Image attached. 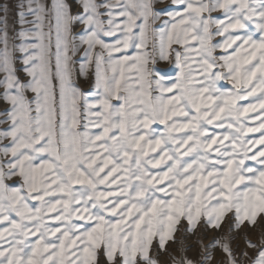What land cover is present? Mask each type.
Here are the masks:
<instances>
[{"label": "snow or ice", "instance_id": "1", "mask_svg": "<svg viewBox=\"0 0 264 264\" xmlns=\"http://www.w3.org/2000/svg\"><path fill=\"white\" fill-rule=\"evenodd\" d=\"M156 3L163 0H78L82 12L74 16L68 0H54L55 74L51 33L44 31L48 6L43 0L0 3V99L7 105L0 113V223L6 222L0 228V264H159L151 255L154 240L158 252L171 241L186 253L176 240L181 221L185 239L201 229L220 233L230 212L229 234L207 244L200 236V258L185 254L172 264H264V235L246 236L243 249L232 246L231 235L245 222L256 225L264 213V147L257 148L264 146V0H172L159 8ZM175 5L182 8L170 11ZM216 11L227 23L212 17ZM156 20L163 24L158 32L152 29ZM75 22L84 25L77 35ZM33 33L36 42L30 44ZM225 33L223 44L211 43L213 35ZM152 35L159 36L163 60L174 43L191 52L188 42L196 40V68L175 51L180 75L165 82L151 67ZM13 39L22 43L10 49ZM82 46L80 70L87 76L95 65V96L73 80V56ZM130 46L142 51L128 55ZM216 47L226 54L214 56ZM13 51L23 54L19 70ZM105 64L111 75L102 70ZM220 81L233 87L225 90ZM151 91L158 95L152 98ZM249 120L258 126L247 127ZM153 124L164 125V131ZM112 128L119 134L109 135ZM251 132L259 138L248 137ZM13 178L18 186L7 183ZM33 200L39 206L30 207ZM216 249L223 253L220 260Z\"/></svg>", "mask_w": 264, "mask_h": 264}, {"label": "rangeland", "instance_id": "2", "mask_svg": "<svg viewBox=\"0 0 264 264\" xmlns=\"http://www.w3.org/2000/svg\"><path fill=\"white\" fill-rule=\"evenodd\" d=\"M8 0H0V3H6ZM27 3V0H11V3L13 4H18V3ZM43 2L48 6L49 9V14H48V22L44 26V31L46 33L50 32V38H49V49H50V66L52 69L53 74H55V53H56V27H55V16L54 12L51 11V7L54 3V0H43ZM70 4L73 6V15L75 16L78 12H82V9L79 7L78 0H68ZM169 4H172V0H163V3H156L155 7H165ZM182 8L181 5H175L172 8H170V11H177ZM207 15V14H205ZM212 17L214 19H221L225 20L227 23V20L224 16V13L222 11H216L211 13ZM167 18V17H165ZM29 20H35V17L29 16ZM29 27H35V25H29ZM163 27L162 21L161 20H156L152 23V29L154 32H158L161 28ZM84 25L80 24L79 22H75L73 26V35H77L83 32ZM17 30H19V25H17ZM212 32H215L216 29L215 27L211 29ZM231 32H236L239 30H230ZM14 35V33H13ZM119 35V34H117ZM228 36V33H225L223 36L221 35H213L211 43L213 45H219L223 44L226 37ZM106 42L112 43L115 40V37H103ZM36 42V36L35 33L29 36L28 38V43L32 44ZM22 41L20 39H13L10 42V49L12 48L13 45H20ZM78 43V41H77ZM2 47V46H0ZM185 47L184 45L181 44H173L172 49L170 50L172 54L169 55V58L167 60L159 59L158 57V48H159V36L158 35H152L149 38L148 45H147V51L152 54V56L156 59L155 64L151 65L153 69L159 70V75H164L165 76V82H170L176 80L177 77L180 75V70H179V64L175 60L174 52L175 51H180L182 53L181 57V62H184V56H188L189 62H191V67L192 69L196 68V61L200 59L199 56L195 54L194 49L198 48V42L196 40H189L188 46L193 49L191 52H185ZM99 51V49H97ZM128 55L134 56L137 54L138 51H142L140 49H136L133 47H129L128 49L125 50ZM232 51L231 48L227 49V53L230 54ZM225 50L220 47H216L213 55L219 57L220 55H224ZM15 61V66L19 70L22 68V62L20 60V57L23 55L19 51H13L12 53ZM119 56V54H116ZM107 59V58H105ZM74 60V66H73V80L75 84L82 90V91H89L91 90L92 95H96V69L95 65L89 68L88 70V75L85 76L81 73V64L84 62V48L83 46L80 48L79 51L75 53L73 56ZM102 70H107L108 74L111 75V70L108 65H102ZM187 71V69H186ZM22 78L28 79L26 76H24L23 72L19 73ZM128 74L126 73V77ZM5 78V73L3 71H0V81H2ZM53 85L55 86L54 91L56 93L57 100L59 99V80L55 75L53 76L52 80ZM129 83V81L126 79L125 81L121 82L122 88L126 86ZM218 86L223 87L225 90H230L233 86L229 81H220L218 83ZM133 87H137V85L133 84ZM4 92V88L0 87V94ZM124 94V93H122ZM28 98L32 99L34 94L29 92ZM158 95V91H151V97L154 98L155 96ZM170 95V94H166ZM249 100H253V98H249ZM253 102H255L253 100ZM123 101H116L113 100L114 105H119L122 104ZM239 103L246 105L248 101H240ZM7 107L5 102L0 99V113L3 112V109ZM256 113H249V116H255ZM0 119H3V116L0 115ZM85 123V121L81 120V124ZM259 121L256 120H249L247 122V127H256L258 126ZM3 125H0V128H3ZM152 128L156 129L159 132L164 131V125L160 124H153ZM82 130V129H81ZM92 132H99L100 129L97 128H92ZM215 131L219 132L221 135L224 134V130L222 129H215ZM116 134L118 135V131L115 128H112L109 132V135ZM247 136L252 138V139H258L260 136L259 132H251L247 133ZM3 143H7V141H4ZM227 143V141L225 142ZM3 144H0V147H2ZM259 147H264V146H257ZM247 164H250L254 167H259L256 165L254 161H246ZM18 178H13L12 180L7 181V183L10 186H18L17 183ZM76 188H79L80 186L77 185L75 186ZM239 188H243V185L238 186ZM33 205L39 206L37 201H30L29 206L32 207ZM55 223V222H51ZM232 223V213H228V216L225 218V222L222 226V230L220 233H217L216 230H210L207 231L206 233L201 229V232L198 234V236H189L187 239H185V234L182 231L183 228L186 227V223L184 221H181V224L178 226V231L176 233V240L177 241H183L184 246L188 249V251L185 253L181 250V245L179 243H174V242H169L166 246V251L158 252L157 246H156V241H153V246H152V251L151 255L156 257L158 259L159 264H172L173 259H179L183 255H187L188 257L193 258L194 260H198L200 258L199 253H200V244L197 242L198 238L200 236L204 237V243L207 244L209 243L213 237L217 235H226L229 234V227ZM201 224H203V219L201 220ZM6 226L5 223H0V228ZM231 235L234 237L232 241V246L237 247V245L243 249L245 246V237H249L252 240H259L262 235H264V213L260 214L257 217V224L256 225H249L247 222L244 223V225L241 227V229L238 232H233ZM31 239H35L34 237ZM54 239V238H53ZM215 258L217 260H220L223 256V253L219 250L216 249L215 253ZM255 252L249 249V257L255 258Z\"/></svg>", "mask_w": 264, "mask_h": 264}]
</instances>
